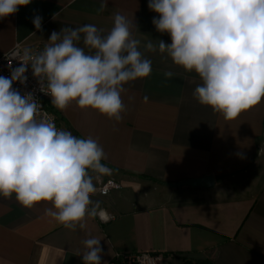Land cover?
Listing matches in <instances>:
<instances>
[{
	"label": "crops",
	"instance_id": "1",
	"mask_svg": "<svg viewBox=\"0 0 264 264\" xmlns=\"http://www.w3.org/2000/svg\"><path fill=\"white\" fill-rule=\"evenodd\" d=\"M32 0L0 19V53L20 43L32 49L53 31L94 24L105 33L113 14L131 22L140 50L152 60L149 77L127 84L126 110L117 122L75 103L56 112L64 130L97 140L103 161L120 188L99 201L86 228L72 231L45 214L50 204L25 208L0 196V264H83V240H101V264L118 252H156L165 264L209 259L213 264H264V100L226 120L193 97L201 82L166 54L144 45L167 34L156 31L148 0ZM42 17L36 30L35 16ZM174 76L166 79L164 73ZM212 175V188L172 186Z\"/></svg>",
	"mask_w": 264,
	"mask_h": 264
},
{
	"label": "clouds",
	"instance_id": "2",
	"mask_svg": "<svg viewBox=\"0 0 264 264\" xmlns=\"http://www.w3.org/2000/svg\"><path fill=\"white\" fill-rule=\"evenodd\" d=\"M31 2L0 0V19ZM105 7L102 0L99 11ZM148 8L157 14L156 31L171 42L149 40L145 51H159L194 72L201 81L193 92L199 104L233 120L264 100V0H148ZM33 24L41 30L42 17L35 16ZM47 41L39 52L26 48L11 76H0V196L14 197L25 208L50 204L47 216L66 229L83 230L100 206L92 200L96 182L111 175L106 153L92 137L79 138L50 119H38L41 105L13 83L23 84L30 66L57 109L75 103L119 122L125 86L149 77L152 60L119 12L106 33L94 24L62 27ZM83 244V264H101V240L88 235Z\"/></svg>",
	"mask_w": 264,
	"mask_h": 264
},
{
	"label": "built area",
	"instance_id": "3",
	"mask_svg": "<svg viewBox=\"0 0 264 264\" xmlns=\"http://www.w3.org/2000/svg\"><path fill=\"white\" fill-rule=\"evenodd\" d=\"M45 44L40 43L31 50L41 51ZM24 47L17 43L10 50L0 53V76L10 77L14 69L20 66L23 61ZM26 80L23 84L19 81L13 83V88L20 91L21 94L32 93L38 103L41 105V111L38 119H50L58 129H64L59 118L51 108L46 104V100L51 98L40 91V84L36 77L33 76L31 67L28 66L25 72ZM120 185L113 179H103L98 181L97 191L105 195L111 190L119 189ZM110 264H165V258L162 254L156 252H118L111 260Z\"/></svg>",
	"mask_w": 264,
	"mask_h": 264
},
{
	"label": "water",
	"instance_id": "4",
	"mask_svg": "<svg viewBox=\"0 0 264 264\" xmlns=\"http://www.w3.org/2000/svg\"><path fill=\"white\" fill-rule=\"evenodd\" d=\"M81 138L80 136H77ZM172 186H191V187H200V188H212L215 185V178L212 175H208L202 178L189 179L175 184Z\"/></svg>",
	"mask_w": 264,
	"mask_h": 264
},
{
	"label": "trees",
	"instance_id": "5",
	"mask_svg": "<svg viewBox=\"0 0 264 264\" xmlns=\"http://www.w3.org/2000/svg\"><path fill=\"white\" fill-rule=\"evenodd\" d=\"M54 112V111H53ZM56 114V112H54ZM185 264H213L211 260L205 259V260H196L193 262L185 261Z\"/></svg>",
	"mask_w": 264,
	"mask_h": 264
}]
</instances>
